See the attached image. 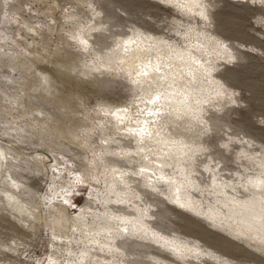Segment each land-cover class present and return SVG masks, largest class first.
<instances>
[{"label":"rangeland","instance_id":"obj_1","mask_svg":"<svg viewBox=\"0 0 264 264\" xmlns=\"http://www.w3.org/2000/svg\"><path fill=\"white\" fill-rule=\"evenodd\" d=\"M189 1L0 0V264H264V0Z\"/></svg>","mask_w":264,"mask_h":264},{"label":"bare ground","instance_id":"obj_2","mask_svg":"<svg viewBox=\"0 0 264 264\" xmlns=\"http://www.w3.org/2000/svg\"><path fill=\"white\" fill-rule=\"evenodd\" d=\"M164 1H166L168 4L171 3L173 5L176 3V0H173V1L164 0ZM190 1L187 4L178 3L177 6L191 8L192 7L191 6L192 0H190ZM124 45L126 46L125 52L123 53V56L121 54H120V56L123 58V62L128 66V68L127 67L126 68L129 70V72H130L131 76H133V78L135 77V74L141 73L142 71H146L147 73H149L151 71L152 73L154 72V74H155L157 71L161 70V67H157L156 65L153 64V63H156V60L155 61L153 59L145 60L144 58H142L143 56L141 57L142 59L141 58L139 59V57H140L139 54H142L143 45L137 47L138 43L134 44L133 42H127V43L123 44L122 46H124ZM137 48H139V49H137ZM157 62H159V61H157ZM162 68H164V67H162ZM118 116H120V114ZM141 131L143 132L142 134L144 135L145 131L144 130H141ZM140 134H141V132H140Z\"/></svg>","mask_w":264,"mask_h":264}]
</instances>
